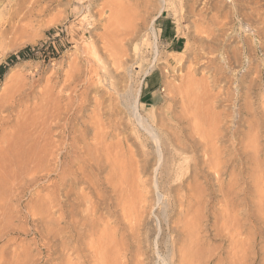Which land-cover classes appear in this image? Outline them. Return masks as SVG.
<instances>
[{
    "label": "rangeland",
    "instance_id": "obj_1",
    "mask_svg": "<svg viewBox=\"0 0 264 264\" xmlns=\"http://www.w3.org/2000/svg\"><path fill=\"white\" fill-rule=\"evenodd\" d=\"M2 64L38 146L0 264H264V0H0Z\"/></svg>",
    "mask_w": 264,
    "mask_h": 264
},
{
    "label": "bare ground",
    "instance_id": "obj_2",
    "mask_svg": "<svg viewBox=\"0 0 264 264\" xmlns=\"http://www.w3.org/2000/svg\"><path fill=\"white\" fill-rule=\"evenodd\" d=\"M139 23V22H138ZM142 22H140V24H141ZM140 24H134V25H132V26H130V28H129V26H128V28L129 29H127V30H125V36H124V34H123V36L125 37H123L124 38V40L125 41H127V42H133L134 40H136V37L138 36V29H139V26H140ZM142 25V24H141ZM118 30V29H117ZM117 36H119V35H117ZM119 40H122V39H119ZM114 41H115V39H114ZM117 41V40H116ZM116 41H115V43H114V45L113 46H106V47H110V50H109V52H111V55L110 56H112L114 53H113V50H115V54L117 55L118 54V56H119V53H121V51L119 52L118 51V49H120L119 47L121 46V45H116L117 43H122V42H120V41H118L117 43H116ZM112 42H113V40H112ZM113 44V43H112ZM110 45V44H109ZM122 47L123 46H121V50H122ZM124 48V47H123ZM107 49V48H106ZM125 49V48H124ZM107 51V50H106ZM125 51V50H124ZM108 52V51H107ZM122 52H123V50H122ZM115 55V56H116ZM121 55V54H120ZM109 56V55H108ZM114 56V55H113ZM122 56V55H121ZM114 58H116L117 59V57H113L112 58V60L114 59ZM119 58H123V56L122 57H118V59ZM115 59V60H116ZM120 60V59H119ZM121 60H123V59H121ZM118 61V60H117ZM116 61H112V63H115ZM119 63H120V61H119ZM118 64V63H117ZM117 64H114V65H117ZM113 65V66H114ZM123 65V64H122ZM118 66H120V65H118ZM116 67V66H115ZM118 69V68H117ZM115 70V69H114ZM12 95L13 94H11V96L9 97V100H10V98H12V101L14 102V100L13 99H15V98H13L12 97ZM16 95V94H15ZM14 96V95H13ZM15 97V96H14ZM68 98V97H67ZM70 99V98H69ZM72 99V98H71ZM111 99V98H110ZM109 99V100H110ZM66 100V99H65ZM64 100V101H65ZM68 100V99H67ZM16 101H18V100H16ZM69 101V100H68ZM66 102L67 104H65V105H62L61 107L62 108H57V109H55L54 111L52 110L51 112L49 111V113H47L45 116H44V118L42 119V120H40L41 122H40V124L39 125H41L43 128V132L42 133H45V132H47L48 133V144H49V146L51 147V149H61L60 148V144L58 143V141L57 142H53V138H52V129L53 128H58V126H59V121H60V119L62 118V117H64V116H62L61 114H64L65 112H67V113H69L68 112V110H69V108H71V107H69V105L71 104V103H69V102ZM98 101V100H97ZM7 102H8V100H7ZM64 102V103H65ZM71 102V101H70ZM82 102V101H81ZM111 102V101H110ZM16 103V102H15ZM14 103V104H15ZM58 103V102H57ZM69 103V104H68ZM101 103V102H100ZM7 105L9 104V103H6ZM5 104V105H6ZM10 104H11V101H10ZM17 104V103H16ZM56 104V103H55ZM54 104V105H55ZM62 104V103H61ZM60 104V105H61ZM3 106V110H4V108H6V106ZM11 105H13V104H11ZM18 105H20L19 103H18ZM73 105V104H72ZM15 106H17V105H14V107ZM57 106V105H56ZM59 106V105H58ZM64 106V107H63ZM18 107V106H17ZM16 107V108H17ZM53 107V106H52ZM7 109V108H6ZM5 109V110H6ZM50 109V108H49ZM79 109H80V107H79ZM98 109V108H97ZM104 109V108H103ZM8 110H9V108H8ZM7 110V111H8ZM10 110H11V108H10ZM99 110V109H98ZM14 111H15V109H14ZM70 111V110H69ZM112 111V110H111ZM5 112V111H4ZM12 112V111H11ZM75 112H77V111H75ZM94 112V111H93ZM96 112H97V110H96ZM8 113H9V111H8ZM8 113H6V115L8 114ZM43 113V112H42ZM41 113V114H42ZM46 113V112H45ZM98 113V112H97ZM11 114H13V113H11ZM22 114V113H21ZM20 114V115H21ZM40 114V115H41ZM71 114V113H70ZM78 114V113H77ZM76 114V115H77ZM5 115V116H6ZM10 115V114H9ZM60 115H61V118H60ZM66 115V114H65ZM4 116V117H5ZM11 116V115H10ZM94 116V115H93ZM4 117H3V120H0V182H1V178H3V179H5L4 181H6V186L8 185V187H10V186H14V185H16V184H20L22 187H24V186H27L29 183H28V181L30 182L31 180H30V175H31V173L29 172V170H30V165H31V159H30V157L32 156L31 154H32V149H34V148H36L35 146H34V144L36 145V144H38V142H37V138L35 137V138H33V136H32V134H30V132H31V130H30V132L27 130V132L24 130H21L20 128H23V127H17V126H13V124H11V120L9 121V119H8V117L6 118L5 117V119H4ZM40 117V116H39ZM2 117H0V119H1ZM10 118V117H9ZM18 118V117H17ZM19 118H20V116H19ZM42 118V117H41ZM91 118V117H90ZM32 119V121H34V119L33 118H31ZM27 120V119H26ZM13 121V120H12ZM17 121V120H16ZM32 121H31V123H32ZM74 121V120H73ZM14 122V121H13ZM17 122H20L21 123V121H17ZM17 122H15V123H17ZM30 122V121H29ZM26 124H27V122H25ZM38 123V122H37ZM24 124V123H23ZM36 123H34V125H35ZM61 124V123H60ZM16 125H18V124H16ZM20 125V124H19ZM28 125V124H27ZM30 125V124H29ZM28 125V127L29 128H31V126L33 125V123H32V125L31 126H29ZM38 125V126H39ZM63 125V124H62ZM23 126V125H22ZM70 126V125H69ZM71 126H73V125H71ZM25 127V126H24ZM34 127V126H33ZM100 127V126H99ZM28 128V129H29ZM40 128V127H39ZM95 128H96V126H95ZM32 129V128H31ZM36 129H38L37 127H36ZM73 129V128H72ZM93 129H94V125H93ZM33 130H35V129H32V131ZM41 130V129H40ZM55 130H57V129H55ZM69 130V129H68ZM75 130V129H74ZM78 130V129H77ZM95 130H97V129H95ZM58 131V130H57ZM86 131V130H85ZM35 132V131H34ZM39 132V131H38ZM41 132V131H40ZM75 132V131H74ZM93 132V131H92ZM94 132H96V131H94ZM93 132V133H94ZM100 132V131H99ZM31 133H33V132H31ZM37 133V132H36ZM41 133V134H42ZM62 133H63V131H62ZM76 133H77V131H76ZM35 134V133H34ZM33 134V135H34ZM39 134V133H38ZM38 134H36L37 135V137H40V134L38 135ZM35 135V136H36ZM95 135V134H94ZM93 135V136H94ZM106 135V134H105ZM59 136V135H58ZM92 136V137H93ZM96 136V135H95ZM98 136V135H97ZM96 136V137H97ZM44 137V136H43ZM62 137V136H61ZM100 137V139H101V136H99ZM105 137V136H104ZM42 138V137H41ZM45 138H47V137H45ZM59 138H60V136H59ZM58 138V139H59ZM78 138V137H77ZM36 139V143L34 142V140ZM93 139H94V137H93ZM76 140V139H75ZM78 140H80V139H78ZM41 141V140H40ZM43 141V140H42ZM100 141V140H99ZM33 142H34V144H33ZM60 142V141H59ZM73 142H74V144H75V142L76 141H74L73 140ZM80 142V141H79ZM88 142V141H87ZM82 143V142H81ZM89 143V142H88ZM95 143V142H94ZM101 143V142H100ZM78 143L76 142V145H77ZM92 144H93V142H92ZM33 145V146H32ZM87 145V144H86ZM88 145H90V143L88 144ZM101 145V144H100ZM103 145H105V143H103ZM36 146H38V145H36ZM58 146H59V148H58ZM33 147V148H32ZM81 147V146H80ZM97 147V146H96ZM101 147V146H100ZM103 147V146H102ZM49 148V147H48ZM78 148V147H77ZM85 148V147H84ZM78 149H80V148H78ZM92 149V148H91ZM41 150V149H40ZM36 151H37V148H36ZM45 151V150H44ZM49 151V150H48ZM34 152V151H33ZM36 155V154H35ZM33 161V160H32ZM35 161V160H34ZM37 162V161H36ZM40 164V163H39ZM38 164V165H39ZM34 165V164H33ZM36 172V171H35ZM37 173V172H36ZM30 174V175H29ZM65 174V173H64ZM83 175V174H82ZM64 177H66V176H64ZM8 183V184H7ZM0 184H2V186H4V184L3 183H0ZM18 185H17V187H18ZM1 187V186H0ZM2 188H4V187H2ZM28 188V187H27ZM68 188V187H67ZM6 189V187L4 188V190ZM11 189H12V187H11ZM14 189V188H13ZM18 189V188H17ZM8 190V189H7ZM23 191H25L24 189H22ZM10 191V190H9ZM8 191V192H9ZM13 191V190H12ZM21 191V190H20ZM5 192V191H4ZM3 192V193H4ZM7 192V191H6ZM7 192V193H8ZM22 192V191H21ZM11 194H12V192H10ZM15 193H16V190H15ZM23 193V192H22ZM2 194V193H1ZM18 194V193H17ZM26 194V193H25ZM8 195L10 196V194L8 193ZM19 195V194H18ZM1 196V195H0ZM5 196V195H4ZM13 196V195H12ZM3 197V196H2ZM8 197V196H7ZM6 197V199H9V198H7ZM1 198V197H0ZM11 198V197H10ZM17 198V197H16ZM3 199L4 198H2V200H0V202L1 201H3ZM9 200H11V199H9ZM5 202V201H4ZM10 202V201H9ZM10 203H8V205H9ZM7 205V208L8 207H10V208H12L11 207V205H12V203H11V205L10 206H8ZM2 206V205H1ZM3 207V206H2ZM4 207H6V206H4ZM3 207V208H4ZM2 208V209H3ZM6 208V209H7ZM64 209V208H63ZM8 210V209H7ZM13 210V209H12ZM12 210H10V211H12ZM4 211H5V209H4ZM65 212V211H64ZM4 213V212H3ZM8 212H6L5 214H7ZM11 213V212H10ZM65 214V213H64ZM11 215H12V213H11ZM62 215V214H61ZM65 216V215H64ZM10 217V216H9ZM0 219H1V216H0ZM8 220V219H7ZM5 221V220H4ZM3 222V219L1 220V222H0V224ZM8 222V221H7ZM66 228V227H65ZM67 231V230H66ZM63 245H64V248H66V246L68 245V243H67V241H64V243H63ZM68 258V257H67Z\"/></svg>",
    "mask_w": 264,
    "mask_h": 264
},
{
    "label": "trees",
    "instance_id": "obj_3",
    "mask_svg": "<svg viewBox=\"0 0 264 264\" xmlns=\"http://www.w3.org/2000/svg\"><path fill=\"white\" fill-rule=\"evenodd\" d=\"M17 57L24 59L25 58L24 51L19 52L17 55L11 56L7 61L8 62L16 61ZM5 69H6L5 65H3V64L0 65V77L4 73Z\"/></svg>",
    "mask_w": 264,
    "mask_h": 264
}]
</instances>
